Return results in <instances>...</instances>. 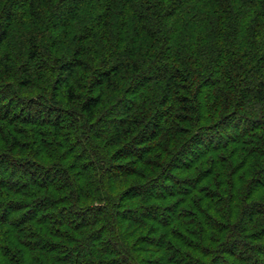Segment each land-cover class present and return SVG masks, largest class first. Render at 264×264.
<instances>
[{"label": "clouds", "instance_id": "1", "mask_svg": "<svg viewBox=\"0 0 264 264\" xmlns=\"http://www.w3.org/2000/svg\"><path fill=\"white\" fill-rule=\"evenodd\" d=\"M0 264H264V0H0Z\"/></svg>", "mask_w": 264, "mask_h": 264}]
</instances>
